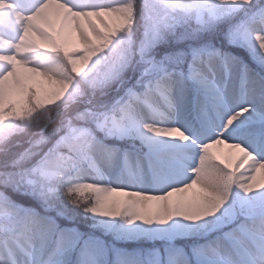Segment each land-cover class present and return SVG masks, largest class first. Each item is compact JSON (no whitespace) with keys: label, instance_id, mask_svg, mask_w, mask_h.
<instances>
[{"label":"snow or ice","instance_id":"1","mask_svg":"<svg viewBox=\"0 0 264 264\" xmlns=\"http://www.w3.org/2000/svg\"><path fill=\"white\" fill-rule=\"evenodd\" d=\"M0 264H264V0H0Z\"/></svg>","mask_w":264,"mask_h":264}]
</instances>
